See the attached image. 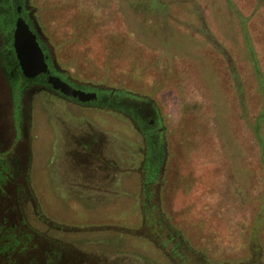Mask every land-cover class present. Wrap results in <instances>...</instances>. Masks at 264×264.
Returning <instances> with one entry per match:
<instances>
[{
	"label": "rangeland",
	"instance_id": "obj_1",
	"mask_svg": "<svg viewBox=\"0 0 264 264\" xmlns=\"http://www.w3.org/2000/svg\"><path fill=\"white\" fill-rule=\"evenodd\" d=\"M158 1L166 7H153ZM231 1L28 0L68 75L148 97L166 126L146 190V145L121 107L83 108L28 90L14 97L0 73V181L19 194L37 232L63 240L85 263L264 264V156L255 131L258 121L264 139V81L240 18L264 78V0ZM87 122L106 133L105 150L119 165L109 190L75 185L68 140ZM173 231L183 240L177 250Z\"/></svg>",
	"mask_w": 264,
	"mask_h": 264
},
{
	"label": "flooded vegetation",
	"instance_id": "obj_2",
	"mask_svg": "<svg viewBox=\"0 0 264 264\" xmlns=\"http://www.w3.org/2000/svg\"><path fill=\"white\" fill-rule=\"evenodd\" d=\"M19 17L25 18L37 34L48 62V71L35 77H27L23 74L13 48V30ZM33 17V12L28 7V0H0V73L8 81L12 95L16 97V90L19 93L17 95H22L28 90L29 93L46 92L83 108L121 107L128 115L131 126L139 131L146 145V150L140 147L142 151L140 156L143 157L139 170L144 175L143 186L149 190L155 181L158 166L163 160L162 134L166 126L161 109L148 97L125 92L117 87L74 80L49 53ZM8 27L11 29L9 35L6 31ZM51 77H59L73 88L84 90L88 94H96L88 95L82 100L79 94H67L62 86H55L56 82ZM77 129V132L70 133L67 151L72 171L80 178L75 185L91 187L97 191L109 190L119 172L116 157L105 150L110 140L108 141L107 136H104L106 133L103 134V131L91 122L79 125Z\"/></svg>",
	"mask_w": 264,
	"mask_h": 264
},
{
	"label": "trees",
	"instance_id": "obj_3",
	"mask_svg": "<svg viewBox=\"0 0 264 264\" xmlns=\"http://www.w3.org/2000/svg\"><path fill=\"white\" fill-rule=\"evenodd\" d=\"M227 1L229 4L232 2L231 0ZM153 7L164 9L166 5L158 1L153 4ZM240 18L252 65L257 72L259 81L262 83L264 78L261 66L247 33L246 20L242 16ZM159 42L164 43L162 41ZM230 72L236 91L241 95L243 92L242 79L234 64L230 66ZM258 126L259 123L257 121L255 131L260 140V146L264 156V139L261 136V131ZM10 176L14 178V174L11 172L4 179L10 178ZM18 179L19 177L12 180L14 184L19 183ZM18 197L19 194L17 192L13 189L11 191L6 190L0 181V264H96L94 259L85 263L84 257L80 256L74 249L68 247L63 240L37 232L35 226L28 222L22 214ZM152 209L153 207L148 208L147 211V214L151 217ZM179 235L176 231L168 235L170 241L176 243L173 250H177L181 247V243H183L181 238L179 240L175 238Z\"/></svg>",
	"mask_w": 264,
	"mask_h": 264
},
{
	"label": "water",
	"instance_id": "obj_4",
	"mask_svg": "<svg viewBox=\"0 0 264 264\" xmlns=\"http://www.w3.org/2000/svg\"><path fill=\"white\" fill-rule=\"evenodd\" d=\"M13 48L22 68L23 74L27 77H35L38 74L48 71V62L43 48L40 45L37 34L30 27L29 22L23 18H17L13 30ZM56 82L55 86H62L67 94L77 95L84 100L88 95L94 96L96 93H87L84 90L73 88L70 84L59 77H51Z\"/></svg>",
	"mask_w": 264,
	"mask_h": 264
}]
</instances>
